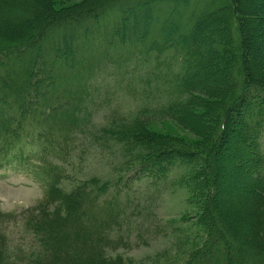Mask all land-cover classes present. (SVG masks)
<instances>
[{
  "label": "trees",
  "instance_id": "obj_1",
  "mask_svg": "<svg viewBox=\"0 0 264 264\" xmlns=\"http://www.w3.org/2000/svg\"><path fill=\"white\" fill-rule=\"evenodd\" d=\"M136 84L143 103L113 105ZM263 134L264 0H0V169L44 183L25 222L40 248L13 257L0 229V264H264ZM141 188L186 208L151 229L169 246L126 257Z\"/></svg>",
  "mask_w": 264,
  "mask_h": 264
},
{
  "label": "rangeland",
  "instance_id": "obj_2",
  "mask_svg": "<svg viewBox=\"0 0 264 264\" xmlns=\"http://www.w3.org/2000/svg\"><path fill=\"white\" fill-rule=\"evenodd\" d=\"M136 76L142 77L147 74L141 70ZM103 77L110 78L106 73H103ZM141 77L137 78L138 82L145 87V80H141ZM138 85L136 84L137 91L135 90L131 94L114 92L111 95L113 105L116 103L115 106H120L123 112L136 109L138 104L143 103ZM129 98L131 102L124 101ZM106 110L107 108L104 109V111ZM89 111L95 123L100 121L104 113L103 110L95 112L92 108ZM143 128L158 139H182L183 142L194 140L192 133L170 119L145 121ZM230 157L233 158V156H229V159L225 160V164L229 166L233 163V159ZM110 161L114 162L111 158H107L104 163L94 161L90 164L89 170L90 172H100V174L107 173ZM43 190L44 183L30 171H25L14 165H6L0 169V229L9 242V250L13 257L26 260L40 248L36 240L37 237L32 234L25 222L30 216L31 208L42 197ZM126 208L138 211L139 217L137 220H124L121 223L119 234L126 246H124V250H119V253H124L126 257L139 258L152 256L158 250L171 244L166 239L151 235V229L171 218L178 219L186 206L182 191L170 193L169 190L157 192L152 188H141L135 193V197L126 203Z\"/></svg>",
  "mask_w": 264,
  "mask_h": 264
},
{
  "label": "bare ground",
  "instance_id": "obj_3",
  "mask_svg": "<svg viewBox=\"0 0 264 264\" xmlns=\"http://www.w3.org/2000/svg\"><path fill=\"white\" fill-rule=\"evenodd\" d=\"M264 135V134H263ZM51 157V156H50Z\"/></svg>",
  "mask_w": 264,
  "mask_h": 264
}]
</instances>
